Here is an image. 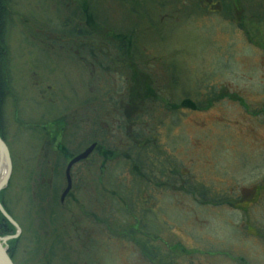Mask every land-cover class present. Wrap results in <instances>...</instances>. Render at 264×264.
Here are the masks:
<instances>
[{
    "label": "rangeland",
    "instance_id": "1",
    "mask_svg": "<svg viewBox=\"0 0 264 264\" xmlns=\"http://www.w3.org/2000/svg\"><path fill=\"white\" fill-rule=\"evenodd\" d=\"M231 2L7 0L0 23L6 85L0 95V131L11 162L3 202L21 229L11 255L14 264H264V190L260 200L245 211L212 202L225 194L249 196L264 185V113L257 112L264 110V0H244L243 13L235 11ZM76 25L90 28L92 35L86 42L68 38ZM89 41L99 45L95 63L106 70L98 69L89 58ZM118 41L124 44L123 56L114 48ZM80 57L93 63L94 70ZM138 67L149 74L142 75L141 93L148 91L152 80V89L173 103L185 104L190 99L199 104L215 94L222 99L207 110L189 106L171 111L146 105L138 130H143L144 138L154 136L157 145L149 147L147 138L143 140L146 145L135 155L139 166H127L129 156L117 154L102 177L96 167L73 171L78 179H122L124 184L116 187L115 193L126 199L124 190H135L132 198H136L138 232L134 239L108 240L105 249L90 246L85 248L88 252L83 249L86 244L79 246L65 236L58 244L62 233L56 232L68 221L70 230L91 225L101 229L103 224L112 227L110 230L133 228L134 219L124 213L121 201L109 214L114 218L103 215L101 219L99 209L92 218L84 216L89 206L86 196L100 194L95 183L87 188L75 184L72 209L68 207L70 198L61 206L57 200L63 188L62 168L59 175L55 176L56 169L51 174L59 184L50 188L52 201L50 205L46 202V214L41 213L39 189L47 187L38 184V179L49 178L39 169L41 138L52 135L59 126L57 117L70 110L84 114L82 121L85 114L89 119V126H80L68 145L70 155L105 135L107 141L117 144V128L110 129L112 118L119 114L113 110L117 107L108 104L106 118L102 102L106 104L108 95L114 99L111 103L127 100L137 83L133 73ZM87 80L92 89L86 88ZM235 96L246 108L232 99ZM106 122L108 135L103 126ZM90 127L92 133L88 134ZM59 155L55 158L50 153L44 160L64 164V156ZM100 161H96L98 166ZM142 172L147 173L145 183L140 181ZM165 175L171 177L167 191L150 187L153 178L164 180ZM182 179L192 191H198L192 185L196 183L206 198H197L199 202L187 198L179 191ZM152 188L156 191L153 198L149 194ZM126 203L129 209L135 207L128 199ZM141 242L147 243L149 250L155 248L158 257L146 258Z\"/></svg>",
    "mask_w": 264,
    "mask_h": 264
},
{
    "label": "flooded vegetation",
    "instance_id": "2",
    "mask_svg": "<svg viewBox=\"0 0 264 264\" xmlns=\"http://www.w3.org/2000/svg\"><path fill=\"white\" fill-rule=\"evenodd\" d=\"M1 27L2 26H0V30H1ZM67 36H68V38H72V39L77 38V37H74L71 35H67ZM90 37L79 39L78 41L79 42L82 41L84 43V42H86V39H88ZM53 39L56 40L55 36L53 37ZM74 41L76 42V40H74ZM106 41H108V40H106ZM89 42H91V41H89ZM99 42L104 43L103 41H99ZM105 43L103 45H106ZM116 45H120V44H116ZM116 45L114 46L115 49H116ZM98 46L99 45H96L94 42L88 43V46H87V49H88L87 52L90 54L89 58L93 59L94 63L96 60V53H95L96 50L95 49ZM81 49H83V48H81ZM77 53H78V51H77ZM117 53H120V55L123 56L124 51L117 50ZM80 58H81V60L85 61L86 66L90 65L91 70L92 71L94 70V68H93L94 64L93 63H90V62L86 63L85 58H83V57H80ZM133 58L134 57L131 54V57H130L131 61L134 60ZM96 65L98 66V69H101L102 71L106 70V68H104L101 64L98 63ZM138 69H139V72H137V77H136V72L133 73L135 75L137 83H135L134 87L132 88L133 94L131 96L128 95L127 100H125L123 102L121 101V102L111 103V101L114 99L110 98V96L108 95V97L105 99L106 104L104 103V101L102 102V108H103L102 114H104L106 116V118L109 116L108 115L109 114L108 113L109 112L108 111V104H111V105L114 104L117 107V109L113 108V110L119 114H116L117 117H113L112 121L110 123L111 124L110 129L115 130L117 128L116 129L117 133H116V135H114V136L119 137L117 140V144L110 142V140L107 141L109 139V137H107L105 135V137L103 136V138L100 141L91 140L89 143H87V145L85 147H83L79 151L74 152V153H72V155H70L69 151H68V145L70 146L71 142L73 141L72 138L74 137V135H77L80 132V131H78L80 126L82 127V125L84 123H87V125H88V121H89L88 116H86V114H85V118H86L85 121H82L84 114L82 116H79L81 114H79V115L76 114L77 109L70 110L68 115L64 114V115H59L57 117V121H58L59 126L54 127L55 130L52 131V135L46 134V135L42 136V138H41L42 143H41V147L39 150L42 151L43 155H42V158H41L40 163H39V169L43 168L44 174H46V175H44V177L48 176L49 178H46L43 180L38 179V184H42V185L45 184L47 187V188H40V189L38 188L39 191L41 192L40 196H39V201L41 202V205H40L41 213L46 214V211L48 209V205L46 204V202H49V205H50V201H52L49 198V193H48L50 191V188L52 186H56L59 184L57 178H55V179L52 178L51 174L57 170L55 176L59 175V171H60L59 169L62 168L61 170L63 171L62 172L63 188L60 190V194H59L58 200H57L61 206L62 205L66 206V203H67L66 200H68V198H70L71 199V200H69L70 205H68V207L70 209H72L73 204L75 202L74 201L75 200V196H74L75 192L73 193L74 190L76 191V187L74 186L75 184H79V186L83 184L87 188L89 185L95 183V186L98 187L97 189H98L100 194H98L99 196H96V197L95 196L91 197L90 195L86 196L87 197L86 200H88L89 206L87 209L88 211H85L86 214L84 216L86 218H92L93 215L96 214V209H99L100 210L99 213H101V216H102L101 219L103 218V215L105 217H107L105 219H108V217H113V216H109V214H112L113 212H115V209H116L115 205L117 204V202L121 201V203L123 204L122 209L124 210V213L128 214L129 216L132 217V219H134L133 228H131L132 230H117L118 227H116V228H114V230H110L112 227H110V226H108V228H107V226L103 227V225H104L103 220L100 219L101 224H103L101 226V229H97L96 227L91 225L90 227H88L87 229L85 228L84 230H76V228H73L72 230H70V227H68V226L70 225L71 222L68 221V224L66 227H63V228L60 227V231L56 232L57 234H58V232L62 233L60 235V237L58 238L60 240V241H58V244H60L62 241H65L63 238L65 236V238H67L68 240L75 241V242L79 243V246H83V244H86V246L83 249L88 252V251H90V249L86 250L85 248H87V247H90V246L96 247V248L100 247V249L103 250L108 246V243H109L108 240H117L118 241L119 239L126 238L127 236L132 237L134 239L136 236V229H135L136 228V198L135 199L132 198V197H134L133 196L134 194H132V193L135 190H133L131 188L127 189L126 191L124 190V192H126L128 194L127 199L130 202L135 203V205H134L135 207H133L134 209L132 208L133 209L132 210V209H129L127 207V203H126L127 199L125 197H120L118 194L115 193L116 187L121 186L122 183L124 184V181L122 179H119L118 177H116L114 179L109 178L110 180H108V179L104 180L102 178H97L96 180L78 179L76 177V174L73 171L75 169H80L84 166L96 167L101 172L100 175L102 177L103 173L105 171L108 173L109 167H112V166H110L111 164H109V163L111 161H115L117 154H120V155L127 154V156H129V160L126 161L127 163H129L127 166L135 165V167H136V156H135L136 155V145L135 144L139 143V145L141 147H139L137 145L138 148H143L144 144L146 145V143L152 144L153 148L156 147L157 141H156V138L154 136H150L148 138L146 137L147 140H145L146 138H144L143 130H138L139 127H138L137 123L138 122L141 123V116H142L141 110L139 109V106H140L139 102L140 101H143V102L147 101V105H149V106H163V107H165L167 109L169 108V109H171V111H173V109H172L173 106L181 105L182 103H184V101H182L181 104H177L176 102L173 103V101H169L168 99L163 98L162 96H160L159 92L154 90V88L152 89V85H154L152 80L149 81L148 91L145 93L143 92L144 94L141 96V94L138 93V90H141L140 88L143 86V85H141V83H143L142 75H146L147 77H149V74L141 72L140 67H138ZM90 73H92V72H90ZM104 73H107V71H105ZM138 73H141V74H138ZM90 76H91V74H90ZM130 85H131V82H130ZM87 87H88V89H92L89 80L86 81V88ZM131 87H132V85H131ZM47 90H49V89H47ZM130 90H131V88H130ZM148 92H149V94H148ZM221 99L222 98L220 97V95L216 96V94H215L212 97H207L205 99V101L199 102V104H197L193 101H190V99H186L185 101L190 103L191 105L194 103L193 105H195V106L205 107L202 110H207L208 108H210L213 105V103H215ZM90 103L92 104L91 101H90ZM180 109L182 110L185 108H180ZM82 110H83V108H82ZM195 110H197V109H195ZM257 112H260V113L263 112L264 113V110L260 109V110H257ZM84 113H85V111H84ZM91 119H92V117H91ZM120 122H122L123 123L122 125H124L122 127V129H121V126L119 125ZM113 123L116 126H114ZM66 126L68 127V133L67 134H65V127ZM103 126L105 129H107L106 131H107V135H108L109 134L108 133V130H109L108 122L104 123ZM88 129H89V131H88V134H89V132L92 130V128L90 127V128H87V130ZM72 132H76V133L71 136ZM91 133H92V131H91ZM65 135H69V137L66 138L67 141H65V139H64ZM0 137L2 138L1 134H0ZM143 140H145L146 143ZM93 143L95 144V146H93L94 148H93L92 152L87 157H85V159L78 161V162H75L71 165L69 172H68V176H69L68 180H70L69 188L67 189L68 191L64 194V192H65L64 189H66V186H67L65 170H66L68 163L73 159V157H76L77 155L81 154L85 149H87ZM150 144H148V145H150ZM99 151H101V152H99ZM50 153H53L55 158L59 154L63 155L64 156L63 159L65 160L64 161L65 163L64 164L63 163L62 164L57 163L54 160H52V161L46 160L45 161L44 159H46L47 155ZM94 155H98L99 157L94 156ZM93 158L95 161L92 160ZM99 158L101 161H100L99 166H98V162H96V161L99 160ZM167 164H169L168 161H167ZM138 170H139V168H138ZM131 171H132V174L133 175L135 174V176H136V171H133L132 167H131ZM172 174H174V172H172ZM172 174L170 171L169 175H172ZM184 174H185V172H184ZM185 175H187V173ZM107 177H108V175L106 176V178ZM172 177H173V175H172ZM169 179H171V177L167 176V175H165L164 180H161L159 178H153V180L150 181L151 182L150 187L155 186V187H157V189L165 188L166 189L165 191H167V189H169V188H167L166 186H167L168 182L171 183ZM134 182H135L134 186L136 187V180ZM192 185L195 186L196 188H198L197 190L199 192L189 190L188 189L189 184H187V182L184 179H182L181 183H179V187H180L179 191L182 190L183 193H185L184 195L187 196V198L189 197L191 199V201L193 200V202L198 201L197 198H206L205 196L200 194V192H201L200 187L196 183H192ZM131 187H133V185ZM186 187H187V189H186ZM6 188H7V185L0 192V204H1L2 208L4 209V211L6 212V214L13 220L14 224H16L19 232L17 233L16 229L5 219L8 222V224L11 226L12 229L9 230L8 227H6L0 223V233H6V232H9L12 230L11 234L5 235V236L12 237L11 239H9L7 241V245H6L7 246V254H8L7 256H9L11 261H12L13 257L11 255L13 254V249H15L14 244H16L18 242L21 229H20L19 225L17 224L16 220L10 215L9 211L5 207L6 205L3 202V193L6 191ZM77 189H79V187ZM171 189L169 190V193L172 192ZM262 190H264L263 184L259 185V187L257 188V191H254L255 193L252 195L247 196V195H243V193L241 195L225 194L223 196L221 195V198L218 201L221 203L224 202L222 204H225V205H232L233 209L234 208L237 209V207H239L241 210L245 211V210H247V208L250 207V204H252L253 202L257 203V201L260 200ZM154 192H156V191H154V188H152L151 193L149 191L150 197L153 198V196L155 195ZM88 194H89V192H88ZM149 194H148V196H149ZM109 196H110V198L113 197L112 198L113 202L110 200ZM262 199L264 201V198H262ZM238 202L239 203H245L246 206L240 207L243 205L238 206V204H239ZM64 208H66V207H64ZM82 209L83 208H81V210ZM139 213H141V212H139ZM60 215H61V213L59 212L58 216H57L59 218V220L57 221L58 224L60 221V217H59ZM55 219H57V218H55ZM61 219H62V216H61ZM107 223H108V220H107ZM54 230H58V228H56ZM61 230H65V231L67 230V231L62 232ZM53 234L56 235L55 232ZM48 238H50V236L46 237V239H48ZM50 244H51V242H50ZM51 245H52V247H54L53 244H51ZM93 249L94 248H92V250ZM85 259L88 261V257ZM12 263L14 264V261H12Z\"/></svg>",
    "mask_w": 264,
    "mask_h": 264
},
{
    "label": "trees",
    "instance_id": "3",
    "mask_svg": "<svg viewBox=\"0 0 264 264\" xmlns=\"http://www.w3.org/2000/svg\"><path fill=\"white\" fill-rule=\"evenodd\" d=\"M232 2H231V4H232V6H233V8H234V10L235 11H238L239 13H243V5L244 4H242L243 2H244V0H231ZM7 4V0H0V23L2 24V19H3V14H5V11H6V5ZM237 6V7H236ZM233 8H231L232 10H233ZM234 10H233V12H234ZM245 10V9H244ZM239 15V14H238ZM91 30H90V28L88 27V29H87V27L86 26H78V25H76V26H74V27H72L70 30H69V35H71V36H74V37H77V38H80V39H83V38H86V37H90L92 34H91V32H90ZM116 44H120V45H116V49L117 50H119V51H124V44H123V42H121V41H118ZM2 55H3V50H2V47H1V45H0V95L2 94V92H4L5 90L3 89V88H5V80H4V78L2 77ZM136 73L137 72H139V69L137 68V71H135ZM147 87H149V85H147ZM140 91L141 90H138V93L139 94H141V96L143 95V93H140ZM148 94H149V92H148ZM1 96H3V95H1ZM1 96H0V98H1ZM144 97V96H143ZM148 97V96H147ZM146 98V97H145ZM235 102H237V101H239L240 103H241V105L242 106H246L244 103H243V100L242 99H240L239 97L237 98V96H235V98H232ZM140 103V106H139V109L141 110V113L142 112H145V110L148 108L146 105H147V101H140L139 102ZM0 106H1V99H0ZM189 106H191V108L192 109H201V108H205V107H200V106H195V105H191L190 103H188V102H185V104L183 103V104H181V105H177V106H173L172 107V109L173 110H178L179 108H185V110H186V108H189ZM246 108V107H245ZM1 109V108H0ZM0 126H1V110H0ZM1 129V128H0ZM0 134H1V131H0ZM1 136H2V134H1ZM149 147L150 146H152V144H150V145H148ZM139 148L138 147H136V152L137 151H140V153H141V149L140 150H138ZM136 162H137V159H136ZM140 164H137L136 163V166H139ZM141 172V171H140ZM147 173L146 172H142V173H140V175H142L141 177H140V181L142 182V181H144V183L146 182V180H148V177H147V175H146ZM218 201V200H217ZM217 201H212L213 202V205H218V204H222V203H224V202H217ZM211 202V201H210ZM218 203V204H217ZM136 220H137V218H136ZM0 223L2 224V225H4V226H6V227H8V229L10 230V229H12L11 228V226L8 224V222L5 220V218H3V216L0 214ZM136 233L138 232V225H137V223H136ZM139 231H140V229H139ZM12 233V230L11 231H9V232H6V233H0V236H5V235H7V234H11ZM142 243V242H141ZM147 246V243H142V244H140V247H141V250L144 252V255H145V257L146 258H148V259H155L156 257H158V253H157V251H156V249L155 248H151L150 250L146 247Z\"/></svg>",
    "mask_w": 264,
    "mask_h": 264
},
{
    "label": "water",
    "instance_id": "4",
    "mask_svg": "<svg viewBox=\"0 0 264 264\" xmlns=\"http://www.w3.org/2000/svg\"><path fill=\"white\" fill-rule=\"evenodd\" d=\"M93 146H95L94 143L91 144L87 149H85L81 154L77 155L76 157H73V159L68 163L65 170L67 186L66 189H64L65 190L64 194L68 191L67 189L69 188L70 180H68L69 179L68 172L71 165L75 162L85 159V157H87L92 152L94 148ZM10 173H11V162H10L9 151L6 144L4 143V141H2V138L0 137V192L6 187L10 177ZM0 214L16 229V232L18 233L19 230L16 224H14L13 220L6 214L1 204H0ZM11 238L12 237L4 236V235L0 236V264H13L9 256H7L8 254H7V246H6L7 241Z\"/></svg>",
    "mask_w": 264,
    "mask_h": 264
}]
</instances>
